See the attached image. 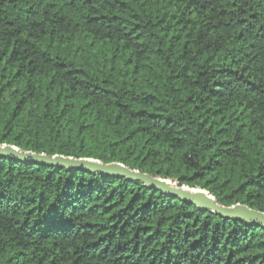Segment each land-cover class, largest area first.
<instances>
[{"label": "trees", "instance_id": "obj_1", "mask_svg": "<svg viewBox=\"0 0 264 264\" xmlns=\"http://www.w3.org/2000/svg\"><path fill=\"white\" fill-rule=\"evenodd\" d=\"M0 146L264 213V0H0ZM0 264H264V228L1 156Z\"/></svg>", "mask_w": 264, "mask_h": 264}, {"label": "water", "instance_id": "obj_2", "mask_svg": "<svg viewBox=\"0 0 264 264\" xmlns=\"http://www.w3.org/2000/svg\"><path fill=\"white\" fill-rule=\"evenodd\" d=\"M1 156L22 163L45 164L52 167H61L66 170L86 171L98 175L123 177L129 181H139L150 189L157 190L167 196H175L180 201L192 204L202 211H210L223 218H235L247 224L264 228V213L251 210L242 205L223 207L217 204L214 198L205 191L178 187L169 181L152 178L147 174L130 170L121 164H102L90 159L75 160L62 156L48 157L42 154L24 153L11 146H0Z\"/></svg>", "mask_w": 264, "mask_h": 264}]
</instances>
